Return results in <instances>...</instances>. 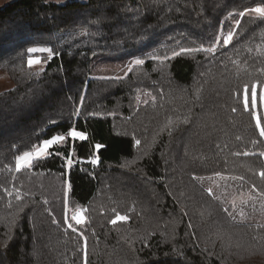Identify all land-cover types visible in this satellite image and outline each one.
Segmentation results:
<instances>
[{"label": "trees", "instance_id": "1", "mask_svg": "<svg viewBox=\"0 0 264 264\" xmlns=\"http://www.w3.org/2000/svg\"><path fill=\"white\" fill-rule=\"evenodd\" d=\"M256 6L264 0L0 7V70L14 83L0 93V264H264V191L241 157L239 176L231 173L243 146L256 170L252 140L264 170V137L242 107L245 85L264 91ZM213 44L212 53L172 56ZM33 46L57 53L43 71L27 65ZM135 57L144 63L127 76L100 77L102 65ZM255 111L264 117L259 102ZM70 127L88 140L16 171L17 155ZM65 198L87 209L76 232L64 222ZM113 209L129 220L109 223Z\"/></svg>", "mask_w": 264, "mask_h": 264}, {"label": "snow or ice", "instance_id": "2", "mask_svg": "<svg viewBox=\"0 0 264 264\" xmlns=\"http://www.w3.org/2000/svg\"><path fill=\"white\" fill-rule=\"evenodd\" d=\"M251 12L257 14L258 17L264 18V6H256L252 9H250ZM240 15H244V12H241ZM234 37L233 32H228L226 36L223 38V43L225 45L229 44ZM219 37L216 38L215 43H219ZM195 51H205L208 53H212L215 51V44L213 46H210L208 48H181L180 52H172V56L175 57L177 55H180L181 53L185 52H195ZM28 53V59H27V65L29 68H31L34 65H41V71H43V65L46 64L48 61H50L54 55L57 53L54 52L53 48L50 46H33L27 48ZM33 54H41L33 56ZM46 54V55H44ZM43 57V58H42ZM153 59H160V57H157L155 55L152 56ZM167 58V57H165ZM133 65H142L144 63L143 59H134L131 62ZM129 71H131V66H129ZM264 71V70H262ZM119 77H117L118 79ZM258 84H252L251 86L245 85L242 92V107L243 110L246 112H249L250 115L255 120V126L257 129H259V135L261 137H264V126L261 124V120L264 119V117H261L255 109L257 108L258 102L264 103V91H261L259 94L257 92ZM77 109V114H78ZM233 112L237 111L236 108L232 109ZM173 122L169 121L170 126ZM167 127V126H166ZM87 141L88 135L85 131L77 130L75 127H70L65 134H54L50 138L43 139L39 142L37 146H34L32 150H26L23 151L22 154H19L15 157V168L16 171H21L25 168H30L33 165L34 161H39L42 158H46L48 155H50V150L54 148V146H60L70 143L71 141ZM136 144L139 145L140 141L137 140ZM102 145L96 144L94 145L95 149H100ZM247 155V153H245ZM262 156H264V153H261ZM73 152H69L68 156L65 157L66 163L69 167L73 164ZM98 161V157L91 160V163L96 164ZM219 175V174H217ZM261 177H264V172L260 173ZM242 179V178H241ZM68 188H71V185H68ZM207 192L209 195H213L212 189L208 188ZM261 195H264L262 193ZM19 198V197H18ZM47 203V201H45ZM226 212L227 209H224ZM73 209L69 208L67 198H65L64 201V222L67 225L68 229H71L73 232L78 231L76 227H74L72 221L75 222V225H82L87 222V217L83 214L87 212V209L80 206L75 205L74 208V214L69 215L70 212H72ZM113 212L115 213V217L109 221V223L116 225L118 222H127L129 220L128 215H122L119 212H116L115 209H113ZM239 215L243 217L245 214L241 210ZM56 223V221H53ZM82 235V233H81ZM87 264V262H86Z\"/></svg>", "mask_w": 264, "mask_h": 264}, {"label": "rangeland", "instance_id": "3", "mask_svg": "<svg viewBox=\"0 0 264 264\" xmlns=\"http://www.w3.org/2000/svg\"><path fill=\"white\" fill-rule=\"evenodd\" d=\"M9 1L10 0H0V7L7 4ZM46 1L62 4V3H66L69 1H73V0H46ZM79 1H86V0H79ZM36 55H41V54H33V56H36ZM137 58L143 59L140 57H135V58H129L127 60L113 61L111 63L109 62L107 65L106 64L102 65L100 67V69H102L103 75H101L100 77H103V78L104 77L105 78H115V77L121 78L122 77L123 78V77L127 76L128 72H129V66H131V69H132V67L136 66V65H133L131 62ZM44 66H45V64L43 65V67ZM33 67L38 69V70L41 69V65H34ZM13 87H14V83H13L12 79L10 78V76L6 72L0 70V93L8 91V90L12 89ZM260 104H261L262 110L264 112V103H260ZM199 119L201 121H203V116H202L201 111L199 112ZM252 142H253V150L251 151V157L254 161V165L256 167V170H253L252 165L250 163V159L248 158L250 151H248L246 149V147L243 146L242 148L244 149V151L241 155L238 154V156H237V153L235 152V150H233V152H232V154H233V165L234 166L232 168L231 173H232V176H237V177L239 176L238 159H239V157H241L243 159V161L245 162L247 170L250 172V178L253 182L255 189L258 192H261V191H264V177H261L260 173L264 172V170H263V168L259 162L258 157L256 156L257 152H256V148L254 146V141L252 140ZM245 153H247V155H245ZM215 156L217 157V154ZM263 159H264V157H263ZM218 161H219V159L217 158V161L215 164L216 173H219ZM205 168H206L205 170H206L207 175H210L209 169L207 168L206 163H205ZM71 209H73V211L70 212L69 215L74 214V208H71ZM86 213H83V214L86 216ZM72 223L75 224L74 221H72Z\"/></svg>", "mask_w": 264, "mask_h": 264}, {"label": "built area", "instance_id": "4", "mask_svg": "<svg viewBox=\"0 0 264 264\" xmlns=\"http://www.w3.org/2000/svg\"><path fill=\"white\" fill-rule=\"evenodd\" d=\"M92 160V159H91ZM91 160H90V162H91Z\"/></svg>", "mask_w": 264, "mask_h": 264}]
</instances>
